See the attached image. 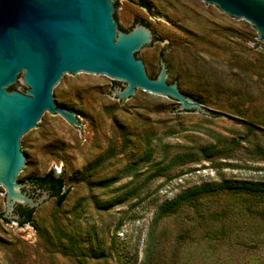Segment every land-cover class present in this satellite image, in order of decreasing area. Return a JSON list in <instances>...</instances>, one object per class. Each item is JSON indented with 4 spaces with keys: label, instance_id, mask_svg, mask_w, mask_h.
<instances>
[{
    "label": "rangeland",
    "instance_id": "374dc122",
    "mask_svg": "<svg viewBox=\"0 0 264 264\" xmlns=\"http://www.w3.org/2000/svg\"><path fill=\"white\" fill-rule=\"evenodd\" d=\"M146 3L118 11L123 30L141 21L160 37L139 56L150 74L170 61L172 82L229 117L179 118L159 94L126 110L118 82L68 77L59 99L88 134L50 114L27 148L42 164L24 174L62 175L65 199L20 225L0 189V264H264L263 41L203 0Z\"/></svg>",
    "mask_w": 264,
    "mask_h": 264
},
{
    "label": "water",
    "instance_id": "95a60500",
    "mask_svg": "<svg viewBox=\"0 0 264 264\" xmlns=\"http://www.w3.org/2000/svg\"><path fill=\"white\" fill-rule=\"evenodd\" d=\"M139 0H0V189L5 219H19L18 206L44 210L55 199L24 174L41 165L27 154L29 136L50 114L88 134L80 116L59 99L68 77L90 75L118 82L112 88L126 110L142 94H159L189 111L214 119L229 116L203 107L172 82L174 67L160 60L154 77L148 58L160 37L137 21L123 30L119 8ZM147 2V0H142ZM228 17L251 23L264 51V0H203ZM117 3L114 5V3ZM136 53V54H135ZM12 87V88H11ZM35 189V191H32Z\"/></svg>",
    "mask_w": 264,
    "mask_h": 264
},
{
    "label": "trees",
    "instance_id": "16d2710c",
    "mask_svg": "<svg viewBox=\"0 0 264 264\" xmlns=\"http://www.w3.org/2000/svg\"><path fill=\"white\" fill-rule=\"evenodd\" d=\"M136 3L138 5L144 7L145 9L149 10L150 6L146 2L139 0ZM116 4L117 3L115 2L114 5H116ZM141 23H143V22H141ZM31 181H33V183H35L37 185V187H40L42 189L47 190L49 192L50 197H55L57 205H60L62 203V201L65 199V193L62 190L63 184H64L63 177H62V175L55 174L53 170H50V171L46 172L45 174H43L42 176H39L38 178L31 180ZM213 186L233 187V185L229 184V183L217 184V185H213ZM245 188L251 189L249 186H245ZM195 191H197V190H195ZM190 193H192V192H190ZM176 201L177 200H174L172 202H169V203L163 205L160 209V213H164L165 211H168L170 209L171 205H173ZM17 210L19 213V219L17 220L18 224L21 225L24 223H28L32 220L34 208H26V207L18 206Z\"/></svg>",
    "mask_w": 264,
    "mask_h": 264
},
{
    "label": "flooded vegetation",
    "instance_id": "af4514ba",
    "mask_svg": "<svg viewBox=\"0 0 264 264\" xmlns=\"http://www.w3.org/2000/svg\"><path fill=\"white\" fill-rule=\"evenodd\" d=\"M32 191H35V189H33Z\"/></svg>",
    "mask_w": 264,
    "mask_h": 264
}]
</instances>
